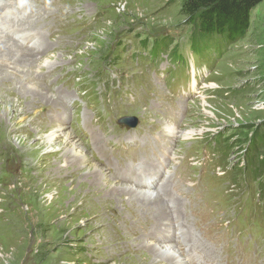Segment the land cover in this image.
Returning <instances> with one entry per match:
<instances>
[{"label": "rangeland", "instance_id": "1", "mask_svg": "<svg viewBox=\"0 0 264 264\" xmlns=\"http://www.w3.org/2000/svg\"><path fill=\"white\" fill-rule=\"evenodd\" d=\"M182 2L19 1L16 24L20 16L39 11L37 25L27 30L19 26L27 36L37 40L39 33L56 32L45 39L43 51L0 42L17 49V56L27 53L16 65L0 49V264H113L108 251L120 259L133 253L141 236L157 238L151 234L161 224L153 219V208L142 213L137 207L143 206L134 200L128 204L123 194L114 211L91 209L74 219L52 204L56 194H71L82 181L69 175L58 179V192L57 185L46 187L44 178L31 176V164L48 152L44 136L60 125L98 168L134 189L142 177H163V167L174 171L172 155L184 158L183 165L154 188L170 209L163 222L168 229L161 236L178 248L184 264H264V0L252 11L244 38L209 51L218 40L210 37L213 41H207V50L200 54L190 45L203 43V36L182 15ZM185 56L195 69V84L169 90L160 73L146 91L151 98L145 100L137 85L141 72L145 83L147 69H164L169 61L180 70ZM103 68L108 75L123 77L121 92L102 89ZM105 81L114 87L108 77ZM38 85L54 100L17 91ZM122 92L130 107L119 98ZM181 96L186 106L182 123ZM124 117L141 121V128L130 132ZM170 125L179 133L173 137L175 144L146 151L143 165L136 174L131 171L127 154L136 145L130 148V138L166 146L172 137L164 128ZM192 130L194 136L182 138ZM203 139L221 144L212 151L203 149ZM60 144L61 138L52 150L59 151ZM258 155L262 161L255 159ZM250 161L262 169L254 182ZM90 165L81 166L80 173ZM48 171L43 172L46 177ZM198 172L203 186L195 182ZM253 220L260 223L255 233Z\"/></svg>", "mask_w": 264, "mask_h": 264}, {"label": "bare ground", "instance_id": "2", "mask_svg": "<svg viewBox=\"0 0 264 264\" xmlns=\"http://www.w3.org/2000/svg\"><path fill=\"white\" fill-rule=\"evenodd\" d=\"M19 1L15 9L3 12V15H14L16 11H19ZM0 2H4V0H0ZM7 5V3H3L0 7L2 10H8L9 8H7ZM17 48L22 49L20 47ZM48 48L49 46L46 45L44 51H46V49ZM0 49L3 50V53H7L9 55V58H13L14 63L18 62L16 63V65L22 61H25V58H27V53L20 54L19 56L15 55L14 51H17V49L10 47L9 43L7 42L1 44ZM41 49L43 51V48ZM46 63L47 62L44 60L43 64L45 65ZM40 88L41 87L39 85L37 88H27L25 86V89L21 90L19 88L17 89V91H22L26 95L28 94L33 98L41 99L46 102L48 100L50 101L51 99L54 100L51 96L50 98H47L48 93ZM27 89L29 90V92H27ZM62 128L63 126L60 125L58 129L50 131L47 135L44 136L43 142L47 146L46 149L48 150V152L45 155L43 154L42 156L38 157L31 164V170L34 171L31 176L33 178H36L38 181L44 178L45 181L48 182V184H45L46 187L57 185L55 188L56 191H58L61 187L58 186L60 185L58 184L59 182L55 183L56 180L58 181V179H61L67 175L72 176L74 180H77L78 178L82 179V181L79 182L80 185L77 186L75 191H73L71 194L67 193L63 195L61 192V194L58 193L53 197L52 204L54 206L58 205V209L60 210L62 215L69 216L74 219L79 217V215L83 213V211L91 209L102 214H108L110 210L112 212L114 211L113 209L118 208L117 203L120 201V199H118V196L119 194H123L124 196H126L125 201L128 204H131V201L134 200L138 202L137 204L143 206L141 207L142 209L140 208L141 210H139V207H137V210L141 211L142 213L144 212L143 209L152 207L153 210H151L150 212L153 213V216H151L154 217L153 219L155 221L157 220L158 223L161 224L156 226L153 232L165 231L168 226L163 222L168 220L164 217V214H167L168 210L170 209H167V204L165 203V205L159 199L157 192H155L154 194L153 191L151 192L136 188L134 189L130 186L118 183L115 178H112L107 172H105L101 168H98L96 163H94V161L89 156H87L83 148H81L80 144L72 142L70 140V133H63V131H61ZM170 133L172 139L173 137H177V135L179 134L176 129L171 130ZM194 134L195 132L192 130L187 134H184L182 138L187 139L194 136ZM60 138V150L53 151V145L55 144L56 140ZM28 152H31V149ZM88 164L91 165L88 167L87 172L80 173L81 166H86ZM45 168L46 170H49L48 173L50 175H48V177L43 174V172H45ZM36 179H34L33 181H35ZM144 236H141L137 240V242H134L133 253L126 254V256L117 259L115 258V256H117L116 252L111 250L106 253L108 255V258L113 259V264H184L179 256L178 248H175V245L163 239L161 235H159L156 239L153 238V240L150 239V236L148 239H146ZM157 240L159 242H157ZM106 241V239H103V243H105ZM110 246L108 247L111 248Z\"/></svg>", "mask_w": 264, "mask_h": 264}, {"label": "trees", "instance_id": "3", "mask_svg": "<svg viewBox=\"0 0 264 264\" xmlns=\"http://www.w3.org/2000/svg\"><path fill=\"white\" fill-rule=\"evenodd\" d=\"M263 0H183L181 13L188 18L193 26V31L203 36V43H195L190 48L195 49L197 54L206 51L207 41L210 37H217L218 40H209L212 49L222 50L246 36L250 26V15ZM211 38V39H212ZM199 39V40H200ZM216 42V43H215ZM219 43V44H217ZM156 46L155 48H157ZM154 51V50H153ZM215 53V51L213 52ZM174 57V56H173ZM172 57V58H173ZM175 58V57H174ZM261 140V139H260ZM257 139V141L261 142ZM258 143V142H257ZM253 157V156H252ZM254 158H251V161ZM256 160L262 158L258 155ZM250 161L251 180L254 182L262 176V169L254 167ZM260 161V162H261ZM264 168V164H261ZM233 170H236L233 168Z\"/></svg>", "mask_w": 264, "mask_h": 264}, {"label": "water", "instance_id": "4", "mask_svg": "<svg viewBox=\"0 0 264 264\" xmlns=\"http://www.w3.org/2000/svg\"><path fill=\"white\" fill-rule=\"evenodd\" d=\"M136 125L135 120H131V123L129 124L130 127H134Z\"/></svg>", "mask_w": 264, "mask_h": 264}]
</instances>
